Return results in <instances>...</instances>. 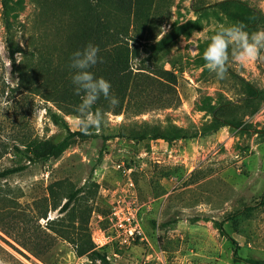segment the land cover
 I'll return each mask as SVG.
<instances>
[{"label":"rangeland","instance_id":"1","mask_svg":"<svg viewBox=\"0 0 264 264\" xmlns=\"http://www.w3.org/2000/svg\"><path fill=\"white\" fill-rule=\"evenodd\" d=\"M14 1L6 16L0 0V169L21 168L0 179V264H89L47 225L68 193L66 225L86 226L91 239L109 233L99 250L110 264H249L233 260L219 221L238 255L264 260V53L230 57L223 79L202 56L221 25L264 29V0ZM98 14L127 27L133 92L84 134L74 125L83 94L66 100L64 87ZM163 29L170 40L156 49ZM8 38L21 49L17 68L37 72L32 86L9 65ZM175 127L183 136L173 140L136 136ZM65 138L45 160L24 148ZM128 216L140 233L122 241L114 223Z\"/></svg>","mask_w":264,"mask_h":264},{"label":"trees","instance_id":"2","mask_svg":"<svg viewBox=\"0 0 264 264\" xmlns=\"http://www.w3.org/2000/svg\"><path fill=\"white\" fill-rule=\"evenodd\" d=\"M4 14L7 16L13 8L14 0H1ZM6 28L9 30L10 22L5 19ZM82 35H87L92 38V43L99 47V56L102 58V62H98L91 71L97 77H103L111 84V94L114 95L118 100L119 104L112 108L107 100L101 97L96 104L93 106V110L100 109L103 113L108 111L114 114L120 113L123 108L127 106V101L131 97L133 92L132 83V71L129 63V47L127 44V27L122 22L115 24L113 20L104 14L101 16L98 14L96 17L88 19L84 29L82 30ZM170 38L166 35L160 41L154 45L156 49H160L168 43ZM8 51L10 54V61L12 67L16 68L18 80L21 84L30 85L34 83L37 78V72L32 71L28 73L27 70L23 68H17L16 58L14 53L16 51H21L19 47H16L8 38ZM42 66V65H39ZM71 80L64 87V93L66 94V100H76V93L74 90V85ZM36 86V85H33ZM139 133L136 136L139 138H164L165 140H173L183 136L180 128L175 127L166 133ZM67 139H62L57 143L50 142L48 140H29L24 143V148L26 152H29V158L32 160H45L52 155L57 154L64 144H66ZM18 149V147H16ZM20 150V149H19ZM19 166L4 167L0 169V179L12 174L13 172L19 170ZM75 193H68L64 198L63 203H54L51 205V209L60 213L59 216L53 217L47 220V225L49 229L56 235L69 239L74 245V250L77 255H86L90 260L89 264H110L106 254L99 250V248L94 247V243L91 239L90 233L87 227L77 226L70 228L65 223V216L69 212V206L71 201L74 199ZM41 216H46L43 213ZM217 229L220 234L225 235L228 240L232 243V258L235 261H245L249 264H264V260L252 259L248 257H241L237 254L238 244L230 237L222 227V221L217 223ZM71 234V235H70ZM21 246L26 247L25 244L19 242ZM97 260L98 263H97Z\"/></svg>","mask_w":264,"mask_h":264},{"label":"clouds","instance_id":"3","mask_svg":"<svg viewBox=\"0 0 264 264\" xmlns=\"http://www.w3.org/2000/svg\"><path fill=\"white\" fill-rule=\"evenodd\" d=\"M165 35V30L161 39ZM206 47L202 56L208 71L223 79L227 72L229 58L241 63L256 61L264 53V29L252 32L245 30L239 23L221 25L213 34L207 36ZM100 49L93 43H87L82 49L73 52L69 67L73 69L72 83L77 95L83 94L82 102L75 108V127L84 134L89 129L99 130L105 123L104 113L100 109L93 110L96 102L103 97L112 108L119 104V100L111 94V84L103 77H97L91 69L102 62ZM7 54L6 44H0V55ZM16 57H22L20 53ZM11 61L9 62L10 65Z\"/></svg>","mask_w":264,"mask_h":264},{"label":"built area","instance_id":"4","mask_svg":"<svg viewBox=\"0 0 264 264\" xmlns=\"http://www.w3.org/2000/svg\"><path fill=\"white\" fill-rule=\"evenodd\" d=\"M116 166L118 168H125L123 163H117ZM125 170H130L129 167L125 168ZM113 214L115 216H118L117 211H114ZM130 216H128L127 218H120L117 217L114 226L116 227L117 233L118 234H123L124 236L120 239L122 241H130L134 239V236L136 233H140V231H138L136 229L135 225H132L130 222ZM99 232H101L102 237H98V236H92V240L94 242V247L95 248H100L101 246H103L106 243L105 237L109 236V233L105 234L102 232L101 229H99ZM116 237V236H115Z\"/></svg>","mask_w":264,"mask_h":264}]
</instances>
